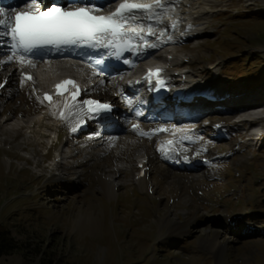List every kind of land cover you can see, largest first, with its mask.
<instances>
[{"label": "rangeland", "instance_id": "374dc122", "mask_svg": "<svg viewBox=\"0 0 264 264\" xmlns=\"http://www.w3.org/2000/svg\"><path fill=\"white\" fill-rule=\"evenodd\" d=\"M176 1L173 5L192 18L200 13L199 20L192 22L199 24V36L172 39L156 55L170 59L164 61L168 75L177 70L193 86L211 89L220 97L228 95L208 115L213 121L227 118L218 129L223 137L194 135L204 143L201 156L206 150L217 152L210 160L215 179L201 191L179 197L180 189L166 185L167 173L162 174L154 156L138 157L140 152L135 151L129 164L117 163L119 189L116 196L106 198L91 172L76 180L88 156L83 142L90 141L94 129L74 136L40 108L20 117L2 107L0 117L10 120L0 122V239L10 251L0 257V264H264V119L252 130L260 136L246 141L238 136L242 129L233 124L236 118L228 114L231 109L226 105L231 100L250 103L260 98L257 107L264 101V0ZM185 44L186 49L180 47ZM192 54L197 59L191 66ZM66 60L55 65H68ZM73 62L77 67L41 77L35 74L36 86H48L53 78L66 74L86 84L98 81L85 63ZM175 63L182 64L174 68ZM213 63L217 64L210 69ZM118 90L115 94H120ZM263 111L259 115L264 116ZM22 123L30 128L16 130ZM199 123L190 126L198 129ZM57 129L64 135L48 151ZM179 146L189 150L181 141ZM139 161L149 162L151 197L133 183ZM58 168L64 179L51 187L49 176H57ZM87 205L93 214L81 215ZM228 217L233 227L225 222Z\"/></svg>", "mask_w": 264, "mask_h": 264}, {"label": "bare ground", "instance_id": "6f19581e", "mask_svg": "<svg viewBox=\"0 0 264 264\" xmlns=\"http://www.w3.org/2000/svg\"><path fill=\"white\" fill-rule=\"evenodd\" d=\"M62 2L67 4V7L73 6L74 4H87L86 0H62ZM211 2H213V0ZM163 3L165 4L164 9H159L158 13H156L157 16L155 17V20L158 22V24H160L161 28L164 26L165 22L173 23L175 25V28L169 34L170 37H172L173 33L177 31L176 27L181 21H183V24H185L184 32L190 30L189 28H191V31L195 33L193 36H199V29L197 30L196 28L199 27V24L195 26L192 24L193 20H199V16H201L199 12L198 16L192 18L191 14L188 11L183 10V8L181 10V8L179 9V6L173 5V0H163ZM49 6H54V3L48 5V7ZM55 6L62 7V5L60 4H56ZM0 7L5 8L6 11L13 8L21 9L26 7V2L25 0H0ZM46 7L47 6H45L44 3L41 5L42 10ZM0 29L2 30V26H0ZM191 37L192 36L186 37V40H189ZM182 38L183 37L176 35L174 38H171V41L172 39L178 41ZM180 47L186 49L187 45H181ZM5 53L10 54L7 38L0 40V59L4 58ZM78 54L80 53L78 52ZM191 56L192 59L188 61L190 65L194 64L197 59L194 54H192ZM28 58L31 60H36L38 62H41V60L43 59L47 61L49 60L42 55H34ZM69 58L75 57L71 55H65L62 58H56V60L53 58L51 60L52 63H56L58 61L60 62ZM96 59L98 58H94L93 61L89 63L88 60L84 58L82 60L93 67L95 66L94 61ZM182 63H175L172 65V67L178 68ZM26 65L27 64L21 65L20 63L14 61L11 63H4L2 66H0V83L4 82L5 80H7L8 82L5 88H3L2 90L0 89V110L3 107L7 111H14V114L17 116L25 117L30 111L43 107L48 117L53 119L55 122H61V126L67 131V133H71L74 135H80L84 133L83 127L87 122H89L90 128L92 129L93 127H99L100 130L94 129L96 131H93V133L90 135V141L83 142V152L88 156L82 161L80 166L82 172L81 174H77L76 180H80L83 177L84 173L91 172L94 177V181L98 185L97 189L100 191L102 196L106 198H112L117 195L119 185L116 182L118 178L116 175L120 174V169L117 166V163L129 164L133 155L132 153H134L135 151L140 152V156L138 157H145L149 159L151 156H154V158L156 159V165L158 167H162L163 169L162 174L164 175V173H167L166 175L168 181L166 182V185H174L175 187H178L180 189L179 197H186L188 192L190 191H201L205 183H210L211 180L215 179L213 171L210 168V160L217 154V152L206 150L207 154L205 155V157L202 155L207 159L206 162L202 163L198 161V159L201 158V153L199 154L200 156L198 155V153L205 150V146L204 143H200L198 139L195 138V136H197L196 134H206L210 139L222 138L223 133L221 134L220 130L217 129V126L225 122V120H227L226 117L224 119L221 118L212 121V118L207 114L206 116H204L202 122L199 123L198 129H194V127H191L192 125L188 126V124L185 122L182 123L183 127L180 131L175 127H171V132L165 129L163 133H158V129L162 128L160 123H157L150 117L136 119L134 113L137 110L138 105H136L135 102H132L130 100L127 101L128 99L125 100L115 94V91L118 90L120 86L117 83V76L112 72H104L103 77L98 81V84H96L92 88H88L82 99L76 103L71 104L70 106L64 105L63 103H58V101H55L50 105L41 106L43 103L41 95H34L31 89V84H29L26 80L23 84H21V80L23 79L21 77V72H24L23 67H25ZM35 66L38 67V70L40 72L37 76L41 77L43 74L52 72V70H50L51 67L45 68L42 64ZM68 67V65H58L57 70ZM95 68L98 72H101L98 70L99 65L95 66ZM15 75L17 77H15ZM186 79L187 77L185 73H178V75L175 77V81H180L181 86L192 85L190 82H187ZM191 87L193 89H197L195 85ZM95 99H99L104 102H112L116 106H118V112L115 119L117 122H120V124H117V122L115 123L114 120L97 122L88 116V105H84L83 109L79 107V105L83 101ZM259 100L260 98H254L250 101L249 107L245 106L242 108H238L237 110L233 111V113H229L228 111V114L234 117L244 118L252 115L253 123H248L244 119L238 120L237 122L239 127H243L242 138L246 139V141H252V137L256 138L260 136L258 132L252 131L255 126L259 125L261 123L260 121L264 119L262 114L258 115V113H255L256 104H258ZM28 107L30 109H28ZM60 114L62 115L60 116ZM9 120L10 119H4V122H8ZM36 123H38V121ZM132 124H136V126H138V130L136 128L134 130H130L129 127ZM26 128H30V126H28L26 123L25 125L22 123V125L20 124L16 130L23 131ZM239 130L237 132H239ZM174 133L179 134L180 139H178V137H173ZM100 134H102V136ZM169 139L173 140V143L171 145L166 144ZM178 141H181L188 145L189 150L185 151L181 147H178L177 150H179V153L176 154L173 148L177 146ZM92 149H95L97 151L95 152L94 150V152H92ZM161 149H163V151H161ZM168 150L170 151L167 152ZM186 155H188L187 159L185 158ZM238 158L239 159L237 162L242 160L244 157L241 156ZM148 163L146 167H148ZM133 164L134 163H132V165ZM7 166H9V163L7 164ZM107 173L111 174L107 175ZM149 176L150 170H147L143 177H136L133 181L140 191L147 193L151 197L153 196V191L151 183L149 181ZM54 178L56 179L57 177ZM80 214L92 215L93 213L91 206L87 205L86 208L82 209V212ZM168 215L170 216L171 214L169 213ZM225 222L228 226L233 227L231 217H228ZM177 226L179 228H183L181 225L177 224ZM172 234L174 233L172 232Z\"/></svg>", "mask_w": 264, "mask_h": 264}, {"label": "snow or ice", "instance_id": "6c2138e0", "mask_svg": "<svg viewBox=\"0 0 264 264\" xmlns=\"http://www.w3.org/2000/svg\"><path fill=\"white\" fill-rule=\"evenodd\" d=\"M25 2L26 7L21 9L13 8L6 11L5 8L0 7V26H2L0 39L7 38L10 52V54L5 53L4 58L0 59V66L14 61L21 65H32L33 62L28 58V54L34 49L71 45L93 49L101 47L115 49L113 54L119 58V49L122 44L134 39L144 41L142 33L155 35L151 25L145 27L135 23L136 13H145L147 19L151 20L157 15L155 9H164L160 0H156L153 4L123 0L114 12L102 15L101 8L97 6L74 4L70 7L49 6L42 10L43 0H25ZM149 46L156 47V45ZM127 50L136 49L129 46ZM103 63L102 57L94 61L95 66ZM124 63L128 61L125 60ZM95 66H93V72L98 74ZM158 74L159 70L155 75L158 76ZM149 75L151 76L152 73L150 72ZM27 79L30 80L31 77ZM24 82L25 80L22 79L21 84ZM64 84L75 87L71 80L65 81ZM0 87H3L2 83ZM60 87L62 85L57 86L58 92ZM45 98L50 99L47 95ZM72 99L75 100L76 97L73 96ZM84 105H94V109L90 108L89 111H94L96 115L111 111L109 104H101L95 100H85L79 107L83 109ZM135 128L138 130V126Z\"/></svg>", "mask_w": 264, "mask_h": 264}, {"label": "trees", "instance_id": "16d2710c", "mask_svg": "<svg viewBox=\"0 0 264 264\" xmlns=\"http://www.w3.org/2000/svg\"><path fill=\"white\" fill-rule=\"evenodd\" d=\"M7 242L5 241L4 238L0 239V257L9 253L10 249H7Z\"/></svg>", "mask_w": 264, "mask_h": 264}]
</instances>
